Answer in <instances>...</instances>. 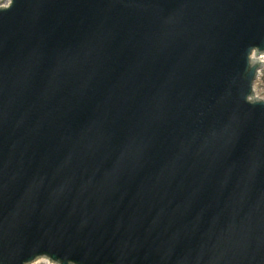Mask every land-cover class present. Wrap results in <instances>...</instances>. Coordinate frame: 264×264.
Instances as JSON below:
<instances>
[{
    "label": "water",
    "instance_id": "obj_1",
    "mask_svg": "<svg viewBox=\"0 0 264 264\" xmlns=\"http://www.w3.org/2000/svg\"><path fill=\"white\" fill-rule=\"evenodd\" d=\"M254 50L264 0L0 8V264H264Z\"/></svg>",
    "mask_w": 264,
    "mask_h": 264
},
{
    "label": "bare ground",
    "instance_id": "obj_2",
    "mask_svg": "<svg viewBox=\"0 0 264 264\" xmlns=\"http://www.w3.org/2000/svg\"><path fill=\"white\" fill-rule=\"evenodd\" d=\"M10 4V0H8L6 3H5V7L8 6ZM260 60L264 63V56L262 55L261 57H259ZM263 70L260 72V74H258V77L255 79V82H254V87H255V90L258 92V85L259 83L261 82V78H262V75H263ZM258 94V93H257ZM28 264H58L54 261H37V262H31V263H28Z\"/></svg>",
    "mask_w": 264,
    "mask_h": 264
},
{
    "label": "rangeland",
    "instance_id": "obj_3",
    "mask_svg": "<svg viewBox=\"0 0 264 264\" xmlns=\"http://www.w3.org/2000/svg\"><path fill=\"white\" fill-rule=\"evenodd\" d=\"M8 0H0V7H5V3ZM11 1V0H10ZM259 87V91L261 90L262 95L264 96V77L262 78V82H260V84L258 85Z\"/></svg>",
    "mask_w": 264,
    "mask_h": 264
}]
</instances>
